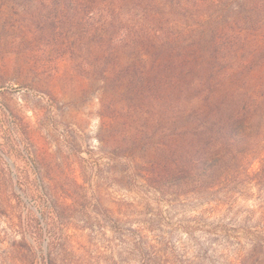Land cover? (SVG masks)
Here are the masks:
<instances>
[{"label": "rangeland", "instance_id": "obj_1", "mask_svg": "<svg viewBox=\"0 0 264 264\" xmlns=\"http://www.w3.org/2000/svg\"><path fill=\"white\" fill-rule=\"evenodd\" d=\"M204 2L180 96L156 24L0 0V264H264V0ZM164 142L186 179H159Z\"/></svg>", "mask_w": 264, "mask_h": 264}, {"label": "trees", "instance_id": "obj_2", "mask_svg": "<svg viewBox=\"0 0 264 264\" xmlns=\"http://www.w3.org/2000/svg\"><path fill=\"white\" fill-rule=\"evenodd\" d=\"M81 1L83 2L82 7L84 9L91 7L92 10L104 14L105 18L102 17L104 20L101 22L99 29L111 27L113 30L115 26L124 23L123 19H126L130 25L135 21L156 24L154 28H150L144 32L149 39L159 40L161 38V45L158 46V50L154 51H151L150 48H146V58L148 60H154V71L157 70L158 74H163V76H160L162 88L166 85L175 87L180 93V96H182L183 93L179 90L176 83L182 73L185 75L184 78H187L189 73H191L189 64L191 63L192 15L194 10H201L204 8V0H87L91 1L94 7L90 5L87 6L85 0ZM127 12L129 13L128 16ZM126 33V37L129 38L130 41L136 40L137 42L140 38V34L136 31L129 30ZM151 43L153 42L151 41ZM140 57V59H142L143 54H140ZM166 69H171V72L163 73ZM178 71L179 73L175 75V72ZM155 73L156 72H154V74ZM172 78L173 80L176 79V81L173 83L167 81L172 80ZM180 82L181 77L179 79V83ZM151 85H154L153 81H151L149 77H146L145 82L141 84L136 94H141L143 90H146L147 93L151 92ZM210 98L211 96L206 94L204 101L209 103ZM191 127V123L186 124V126L178 128L180 130H175L174 128L169 134H166L168 137L175 136L176 138L185 135L189 136L192 131L190 130ZM164 130L168 131L169 127L164 128ZM237 133V131L232 132L231 137L237 135ZM160 152L163 160L160 166L161 171L158 175L160 177L159 179L163 182L169 180L176 181V178L179 179L180 172L185 173L183 176L184 179H186L189 171V158L184 154V156H182L180 154L181 151L178 152V149L172 150L168 142L162 144ZM177 152L178 154L176 155ZM172 157H174V159H172ZM177 160L179 162H177ZM174 163H177L175 170L173 169V167H175ZM171 164L173 166H171ZM174 173L176 174L175 177ZM171 176H173V178H171Z\"/></svg>", "mask_w": 264, "mask_h": 264}]
</instances>
